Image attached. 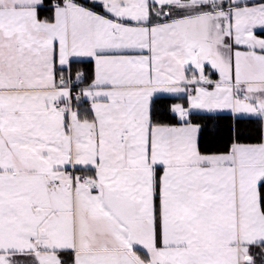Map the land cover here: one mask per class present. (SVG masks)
Returning <instances> with one entry per match:
<instances>
[{"label": "snow or ice", "instance_id": "snow-or-ice-1", "mask_svg": "<svg viewBox=\"0 0 264 264\" xmlns=\"http://www.w3.org/2000/svg\"><path fill=\"white\" fill-rule=\"evenodd\" d=\"M0 264H264V0H0Z\"/></svg>", "mask_w": 264, "mask_h": 264}]
</instances>
